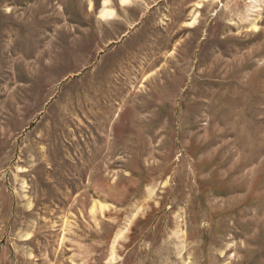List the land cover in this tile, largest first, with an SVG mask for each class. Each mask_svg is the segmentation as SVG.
Here are the masks:
<instances>
[{
    "label": "rangeland",
    "instance_id": "1",
    "mask_svg": "<svg viewBox=\"0 0 264 264\" xmlns=\"http://www.w3.org/2000/svg\"><path fill=\"white\" fill-rule=\"evenodd\" d=\"M0 264H264V0H0Z\"/></svg>",
    "mask_w": 264,
    "mask_h": 264
}]
</instances>
